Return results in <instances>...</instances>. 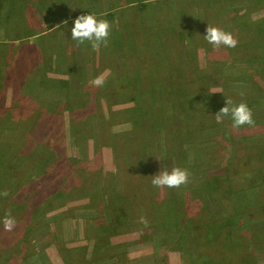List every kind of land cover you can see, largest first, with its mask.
Listing matches in <instances>:
<instances>
[{
  "label": "rangeland",
  "instance_id": "obj_1",
  "mask_svg": "<svg viewBox=\"0 0 264 264\" xmlns=\"http://www.w3.org/2000/svg\"><path fill=\"white\" fill-rule=\"evenodd\" d=\"M140 4L145 14L134 15ZM83 14L110 22L107 48L71 39ZM125 22L131 29L118 37ZM208 24L237 46L214 50L203 37ZM117 48H129L132 61L117 64ZM101 74L102 87H86ZM226 97L252 99L255 126L217 124ZM175 102L183 110L168 121L152 116V104ZM192 112H202L208 128L186 144L178 129ZM120 134L132 139L113 149ZM145 153L146 167L131 170ZM262 157L264 0H0V193L8 192L0 196V264H264V200L249 210L243 232L254 229L257 242L248 246L223 232L199 234L192 220L230 209L218 187L235 183L243 167L246 185ZM165 167L187 169V185L154 187L152 176ZM8 213L11 232L2 223Z\"/></svg>",
  "mask_w": 264,
  "mask_h": 264
},
{
  "label": "trees",
  "instance_id": "obj_2",
  "mask_svg": "<svg viewBox=\"0 0 264 264\" xmlns=\"http://www.w3.org/2000/svg\"><path fill=\"white\" fill-rule=\"evenodd\" d=\"M145 7L146 4H140V7L138 8V10L134 13V15H144V11H145ZM122 15H124L123 11L121 10ZM122 18V16H121ZM123 22V21H122ZM121 22V23H122ZM141 22V20H136L134 22V24H137L139 26V23ZM126 28H122V24L119 25V33H118V37L120 35H125L126 33H128V31H130L129 29H131L130 26H128L130 23H123ZM135 26V25H134ZM145 26H149V23H147V20H145ZM154 31V29L149 28L148 29V33ZM147 32V31H146ZM123 33V34H122ZM157 32H155L156 35ZM121 37V36H120ZM128 53H125L124 50L117 48L115 51L118 53L116 55V63L117 64H124L126 63L125 61H132V59L134 58V54L133 52L127 48ZM180 67L183 68V70H186L187 68L184 66V62H181L179 64ZM178 68V71H181V68ZM190 69V68H189ZM191 70V69H190ZM124 88L121 87L119 89H117V91H115V93L117 92H121ZM201 92V91H200ZM198 95V94H197ZM217 95V94H215ZM199 101L205 100L204 98V93L201 92V94L199 93ZM245 103L248 105L249 103H252V99H246ZM177 103L175 102L173 104V107H161V110H158V108L156 109V107L154 106L155 104H152V116H154L156 119H159V115L162 116V119H164V121H168L172 114L175 112H180L181 110H183V108L179 105H176ZM199 112L197 115L194 114L192 112V115L190 116L189 119H187V123L185 125V127L180 126V128L178 129L180 134L182 135V139L184 141V143H191L194 142L195 140L199 141V137H198V133L201 135V132L204 128H208L206 122H205V117L204 115H201ZM200 114V115H199ZM203 114V113H202ZM119 138V139H118ZM132 138H128L125 137L123 134H120V136L118 137L117 135H114V138L111 139V146L113 147V149L119 150L120 149V145L117 143V141H119L123 146V143L125 142V140H131ZM135 145H139V147H141L142 150V154L144 153V148H145V140L143 136H139V139L136 140V142L134 143ZM120 157V156H119ZM144 159H141L143 161H139L138 162H134L135 165H132L131 163H129L130 169L138 172L139 168L143 170V168L146 167L145 162L147 161V154L145 153L143 155ZM58 158H56L54 160V163L57 161ZM261 161L259 160L260 166L257 167V171L254 173V170L252 172H250L248 170V174L251 173L250 175H248V178L246 179V185H244V181L241 180V176L244 173V169L246 167H243L242 173L240 172L239 177L234 178L236 180L235 183L228 181V180H223L221 183V186L218 187V192L220 194V198L222 199L225 208H230L227 209L226 211L222 212V213H218L217 212V216H220L217 219L211 220L209 219L208 221H206L205 219H192L193 222H195V228L197 233L199 234H205L207 236H215L218 232H223L226 233V237H225V241L230 238V239H236L238 240L237 243H241V239L246 240L247 239V246L250 244H254V242H257V238L255 235V231L253 229V231H251L250 237L245 235L243 230L248 229L249 228V218L250 216H248V213H250V209L251 206H255V207H263V204L261 201L264 200V157L260 158ZM145 161V162H144ZM119 164H123V159L120 157L119 161L117 160L116 163V170L118 173V176L120 178V180L122 181L123 179L120 176V168H119ZM139 164V165H138ZM183 166H185L183 164ZM258 166V165H257ZM250 168V167H249ZM185 169V168H184ZM18 177H20V174L18 175ZM217 179L213 178V183L215 186ZM211 183V184H213ZM206 183L202 182L200 187L203 189ZM243 185L244 187L241 189H236L235 185ZM213 186V187H214ZM139 189V188H138ZM126 191H129L128 189ZM126 196H130L128 195L126 192H122L121 197L123 199H125ZM131 197V196H130ZM134 199V201H132V203L137 202V200H139L137 197H132ZM201 202V199H198ZM139 204V202H137ZM117 207H121V208H126L125 202L124 201H118L116 203ZM234 207V208H232ZM131 209V207H130ZM170 216L171 219H173V224L175 226L177 219L173 216H176L175 214L172 215H167ZM120 220L125 221V216L119 217ZM135 220V218H134ZM186 221V220H185ZM184 221V222H185ZM133 221H131L130 219H128V225L126 226V228H131ZM136 222V221H135ZM184 222L182 223H178V227L181 226L182 224H184ZM205 225V229L204 230H200L199 227ZM170 230H173V227H170ZM234 232H238L237 236L231 237V235ZM240 232L243 235H240ZM258 240H259V236ZM261 240V239H260ZM259 240V241H260Z\"/></svg>",
  "mask_w": 264,
  "mask_h": 264
},
{
  "label": "clouds",
  "instance_id": "obj_3",
  "mask_svg": "<svg viewBox=\"0 0 264 264\" xmlns=\"http://www.w3.org/2000/svg\"><path fill=\"white\" fill-rule=\"evenodd\" d=\"M111 24L106 19H98L94 14H83L75 18L71 27V39L76 42L77 46L87 43L93 51H98L102 46H109ZM205 41L213 47L214 50L221 46L225 48H235L238 41L234 36L222 30L219 27L208 24L206 34L203 36ZM105 83L103 74L88 82L86 87H102ZM210 91V90H209ZM214 94V93H212ZM225 118H230L232 127L239 129L245 125L255 126L253 112L244 102L234 104L233 101L226 97L225 106L216 114L215 120L217 124L224 122ZM189 182V173L187 169L181 167H173L171 171L166 167L161 172L152 176L151 183L156 188H175L178 189L182 185ZM8 192L0 193V196H7ZM3 228L6 232H11L16 227V221L10 213L6 214L3 219ZM139 223L147 226L146 219L141 216Z\"/></svg>",
  "mask_w": 264,
  "mask_h": 264
}]
</instances>
